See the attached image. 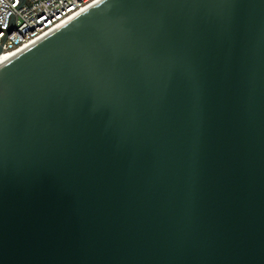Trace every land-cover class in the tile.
I'll return each instance as SVG.
<instances>
[{
	"label": "water",
	"instance_id": "95a60500",
	"mask_svg": "<svg viewBox=\"0 0 264 264\" xmlns=\"http://www.w3.org/2000/svg\"><path fill=\"white\" fill-rule=\"evenodd\" d=\"M0 264H264V0H101L0 65Z\"/></svg>",
	"mask_w": 264,
	"mask_h": 264
},
{
	"label": "built area",
	"instance_id": "2783aa9c",
	"mask_svg": "<svg viewBox=\"0 0 264 264\" xmlns=\"http://www.w3.org/2000/svg\"><path fill=\"white\" fill-rule=\"evenodd\" d=\"M101 0H0V58L27 48Z\"/></svg>",
	"mask_w": 264,
	"mask_h": 264
},
{
	"label": "bare ground",
	"instance_id": "6f19581e",
	"mask_svg": "<svg viewBox=\"0 0 264 264\" xmlns=\"http://www.w3.org/2000/svg\"><path fill=\"white\" fill-rule=\"evenodd\" d=\"M94 5V4H93ZM92 5V6H93ZM91 7V6H90ZM89 7V8H90ZM25 49V48H24ZM23 49H20V50H18V51H16V52H14V53H12L10 56H8V57H12V56H14L15 54H17L18 52H20V51H22ZM7 60V58H6V56H2L1 58H0V65H2L5 61Z\"/></svg>",
	"mask_w": 264,
	"mask_h": 264
}]
</instances>
